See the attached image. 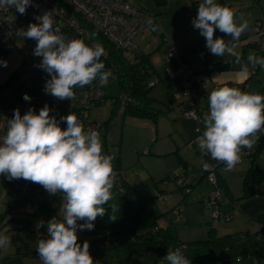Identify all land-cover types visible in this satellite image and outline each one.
I'll list each match as a JSON object with an SVG mask.
<instances>
[{"label":"clouds","instance_id":"9594fccd","mask_svg":"<svg viewBox=\"0 0 264 264\" xmlns=\"http://www.w3.org/2000/svg\"><path fill=\"white\" fill-rule=\"evenodd\" d=\"M32 6V0H0V8H15L21 14ZM36 23L18 34L36 41L33 54L40 57L39 68L49 74L44 91L59 100H73L76 87L83 88L99 79L106 86L113 77L100 60L104 48L88 45L81 39H66L60 28H54L53 12L37 16ZM237 23L236 13L216 0H203L197 8L192 25L206 40V48L218 57H234L241 64L236 51L241 35L249 28L243 16ZM219 30L230 41L216 37ZM257 66L264 68V57L247 56L241 64L243 75ZM6 67V61H0ZM23 99L31 97L25 93ZM209 111L203 115V133L197 137L202 154L222 162L225 171L232 170L241 161L242 149H252L257 133L264 129V95L248 93L235 87H220L210 92ZM48 105L37 113L30 108L21 115L16 109L7 120L6 132L0 136V175L9 181L24 179L41 185L49 194L62 193L63 217L47 221L46 238L37 241V255L42 264H98L90 254V244L79 242L78 230H94V221L104 217L103 207L112 199L116 173L113 157L103 152L100 133L85 130L77 116L70 112L60 117L66 123L62 128ZM207 170L210 165L201 160ZM112 211H116L113 206ZM115 220V216L110 217ZM78 221H83L79 223ZM43 221L36 224L39 229ZM10 243L7 235H0V248ZM166 264H191L181 248H169L164 256Z\"/></svg>","mask_w":264,"mask_h":264},{"label":"rangeland","instance_id":"374dc122","mask_svg":"<svg viewBox=\"0 0 264 264\" xmlns=\"http://www.w3.org/2000/svg\"><path fill=\"white\" fill-rule=\"evenodd\" d=\"M216 2L232 10H241L239 15L242 16L247 12H251L252 6H255V1L253 0H216ZM261 6H264V4H261ZM14 43L22 52L28 53L27 42L16 40ZM153 63L152 69L154 73L151 80L157 77L160 78V81L152 85L149 90V96L153 98V106L160 111L156 122L153 123L152 120L145 122L143 119L127 115H118L106 122L110 115L112 99L115 97L119 98L120 93L118 82L114 78H110L108 84L102 87L105 89L106 96L102 99L101 104L95 106L88 113L92 120H97L105 125L106 131L100 133V138L104 154L113 157L114 171L126 177L127 182L136 188L140 194L139 196L145 200L147 209L153 216H158V224L161 226L171 225L180 241L185 243L204 240L208 238V222L200 219V217L205 214L203 206L208 195L203 200V196L200 194L202 190H199V188L202 183L205 187L209 185L210 192L212 186L207 182L205 176L203 181L198 182L196 174H200V162L187 164L183 159L179 158L184 157L187 152L185 146L188 144V142H185L184 136H182L187 131V123L180 121L181 115L183 116L184 113L181 110V115L178 114L180 111L177 105L180 100L175 97L177 93H180L181 86L178 84L179 90H175L170 85L172 79L167 78L164 73L166 61L165 63L160 61L159 55H157ZM260 81L264 83L262 82L264 80L261 79ZM77 89H80V87ZM12 90V86H0V100L8 105L15 103L16 95ZM259 94L264 95V87H261ZM64 101L61 100V104ZM67 102V106L72 104L71 100ZM171 117L179 121L175 129L179 128L180 130H177L182 133L181 135L174 134V127L172 128L173 125L171 126L169 122ZM192 150L196 151V149ZM195 157L198 161H201V159L203 160L202 157L205 156L199 154ZM181 177L185 178L184 182L189 184L188 186L181 183ZM111 191L112 199L106 204L116 207L119 198L114 188ZM158 193L164 196L163 200L157 199L156 195ZM62 195L59 199L58 208L53 211L54 216L38 211L36 212L38 215L35 216L36 222H32L34 216L28 215L29 207L36 208L43 204L46 193H42L38 198L25 196L26 198L22 199L24 195L21 196L20 193H16L12 197L0 186V235H7L9 239L17 240L18 244H16L19 245L18 247L21 250L30 251L29 249L32 247L36 249L37 241L39 240L38 235L35 233L36 224L41 221L45 222L44 226L39 229L47 233V221L53 217L58 220L62 219ZM8 205H10L12 210L6 212L5 208ZM205 208L207 210H205L206 214L209 212V218H211V211L206 206ZM16 214H22L30 218L31 221L15 222L13 216H16ZM212 222L216 223L217 221L212 220ZM222 222L224 221H219V223ZM17 228H20L21 235H16L18 232ZM77 234L78 238L83 236L79 232ZM26 242L28 245L21 246ZM95 253V258L100 264H116L115 253L112 249L105 250L100 248L95 250Z\"/></svg>","mask_w":264,"mask_h":264},{"label":"built area","instance_id":"2783aa9c","mask_svg":"<svg viewBox=\"0 0 264 264\" xmlns=\"http://www.w3.org/2000/svg\"><path fill=\"white\" fill-rule=\"evenodd\" d=\"M46 11L53 12L54 28L58 26L60 33L66 39H81L88 45H101L105 50L104 55L101 56L103 58L108 55V49L104 42L113 45L116 49L130 53L136 48L134 37L141 34L146 28L152 27L154 23V17L150 13L135 6L129 0H32V6L26 9L24 15L19 14L15 8H0V43L8 48L13 46L16 40L27 42L28 53H23L24 60L17 78H15V85L28 87L26 93L31 97L29 101H26L23 99V95L19 103L15 102L9 105L0 101V136L6 132L7 120L13 117L16 109L20 111L21 115L30 108L38 113L45 105L49 106L50 115L56 117L60 126L66 128V123L60 120L63 114H58L54 108L55 103L61 104V100L46 94L44 91L46 81L50 79V76L38 67L41 58L33 54L36 41L18 34L19 29H27L30 23L37 22L35 19L37 16ZM96 35L98 37H95ZM257 56H264V42L259 44ZM164 61H166L164 72L166 77L178 79L181 86L180 93L175 96L180 100V109L194 124V137L186 146L189 149H196L198 154L204 155L200 152L197 142V137L202 134L203 115L209 111L201 96L204 89V75L193 71L188 61L175 48L171 47L168 50ZM158 81H160L159 77L149 81L148 86L155 85ZM77 88L74 89L75 96L71 100L72 104L67 106V101L70 100L65 99L63 109L68 110L66 114L73 112L85 130H96L99 133H104L106 131L104 123L92 120L88 112L105 98V89L100 86L99 79L83 88ZM119 100L122 104L124 103L123 98H119ZM253 153L254 150L245 151L241 155V160L242 157L251 156ZM206 162L210 167L207 170L204 168L202 170L212 189L208 192L204 206L211 211L213 221H228L234 216L236 209L233 205L230 210L224 211L220 206L223 200H228L223 193L218 174L220 167L224 164L213 159L206 160ZM115 173V190L123 194L124 176L118 172ZM7 181L9 180L5 176L0 175V186ZM180 181L185 186L189 185L184 182V177H181ZM16 189L20 194L30 197H39L45 192L46 197L43 204L51 214L59 206L61 193L51 195L37 183L21 179ZM156 197L159 200L164 199L161 193H158ZM29 210L30 213L34 212L33 208ZM79 223H83V221H78ZM154 229H157V226ZM78 232L82 231L78 230ZM38 234L39 237L46 235L42 230H38ZM237 259L242 262L241 257Z\"/></svg>","mask_w":264,"mask_h":264},{"label":"crops","instance_id":"0c3cea01","mask_svg":"<svg viewBox=\"0 0 264 264\" xmlns=\"http://www.w3.org/2000/svg\"><path fill=\"white\" fill-rule=\"evenodd\" d=\"M135 6L147 11L154 17V23L156 29L152 27L146 28L141 34H138L135 38L136 48L134 51L128 53L130 57L138 56L141 53L149 54V59L151 65L154 64L153 61L156 60L157 55H159V60L165 63V57L168 50L172 47L178 51L185 60L188 61L191 69L195 72H200L204 75V89L202 91V101L206 104L209 109L208 97L212 90L220 88V86L235 87L242 91L248 93H260L261 87H264V83H261V79L264 80V68L257 66L256 68H251L249 65V72L245 76L241 71V64H247V56L251 54L257 55L258 47L261 42H264V0H253L255 1V6H252V11L247 12L243 15V19L248 21L249 28L241 35L238 42V47L236 51L241 54V64L234 62V57H218L210 53L206 48V40L200 34L198 29H195L192 25V19L197 16V8L202 0H166L165 4L159 5L155 0H129ZM261 2V3H260ZM236 13L237 23L242 22L239 18L241 10H233ZM216 37H222L225 41H230L232 38L230 36H225L218 29L215 31ZM17 46V45H16ZM15 44L8 48H5L2 43H0V61H6L7 66H0V86H3L10 75L22 65L24 60V52ZM4 47V48H2ZM157 54V55H156ZM264 57V56H262ZM233 59L228 68L217 69L207 71V62H220L225 60ZM153 67V65H152ZM171 84L175 90H179V81L176 78H169ZM264 82V81H262ZM2 101V100H0ZM4 104V101H2ZM101 104V102H100ZM179 109V115H181L180 103L177 105ZM181 120L187 123V131L185 135L179 133V128L175 129L179 121L171 117L169 122L174 134L184 136L185 142H189L194 137V124L184 115H181ZM137 118V117H136ZM158 118V117H157ZM156 118V120H157ZM147 122L151 119L140 118ZM153 121L154 122H156ZM202 132L205 130L203 125V120L201 123ZM264 134V129H262L257 135ZM259 140L257 139L254 147L252 149H242L241 155L247 150H256ZM186 145V144H185ZM184 145V146H185ZM186 153L184 157H179L183 159L187 164L200 162V174H196V178L199 181L204 180V171L202 170L201 161H198L195 156H198V152L189 149L185 146ZM203 161L211 160L210 155H204ZM240 163H238L232 170L225 171V165L219 169V180L223 187V193L228 200H223L221 203V209L224 211L230 210V208L235 207L236 213L229 221H224L219 223V221L212 222L209 212L206 214L205 206L204 213L200 219H204L208 222L207 228L214 230L216 235H224L230 233H241L247 234L255 232L259 229V215L264 213V180L257 183L254 187L252 196L243 198V178L249 167H257L258 169L264 170V148L256 154L255 156H244ZM202 160V159H201ZM126 181L127 178L125 177ZM6 192L4 185L1 186ZM199 190H202L200 194L203 196V200L207 197V193L210 190V186L205 187L202 183ZM192 192V191H191ZM8 194V193H7ZM62 195V193H61ZM22 196V194H21ZM25 196H22V199ZM38 198V197H32ZM195 198V197H193ZM42 206V204L40 205ZM29 207L37 209L40 207ZM6 209V208H5ZM43 212V211H41ZM28 215H33L34 219L32 222H36L35 216L38 214L30 213ZM15 222H30L31 219L23 216L22 214H16L13 216ZM167 226V225H166ZM18 234H22L17 228ZM38 230L35 233L38 235ZM16 237V236H15ZM10 243L6 248H0V264H42L39 256L37 255L36 249H26L21 250L17 245L18 241L9 239ZM17 243V244H16ZM31 243V242H30ZM33 243V242H32ZM16 244V245H15ZM28 245V243H23V245Z\"/></svg>","mask_w":264,"mask_h":264},{"label":"trees","instance_id":"16d2710c","mask_svg":"<svg viewBox=\"0 0 264 264\" xmlns=\"http://www.w3.org/2000/svg\"><path fill=\"white\" fill-rule=\"evenodd\" d=\"M155 2L162 5L166 0H155ZM152 26L156 29L154 25ZM104 44L108 49V55L105 58L101 57L100 60L104 63L105 70L112 71L114 79L118 82L119 98L124 99L123 104L118 97L112 99L110 115L106 122L118 115L155 121L160 111L155 109L153 98L149 96L152 86H148V82L154 73L149 62V54L141 53L130 57L123 50L116 49L105 42ZM232 60L207 62L206 70L216 71L228 68ZM20 66L4 84L12 86V92L16 95V103L21 101L22 96L28 90V87L14 84ZM54 108L58 114H63L61 117L67 115L68 110L63 109V104L55 103ZM257 136L259 142L251 156H255L264 148V134ZM262 180H264V170L249 167L243 178L242 197L252 196L255 185ZM20 181L21 179H15L5 182L3 185L6 193L12 197L19 193L16 188ZM122 185L124 186L123 194L116 191L119 198L116 211H112V205H103L106 214L94 221V230L79 232L83 235L79 238V242L81 244L84 241L89 242V251L94 261H97L95 250L101 248L114 251L116 264H166L164 256L168 249L181 248L184 255L191 260V264H264V213L259 215L261 226L255 232L216 235L214 230L210 229L208 238L185 243L180 241L171 225L158 224V216L151 214L146 207L145 200L139 196L136 188L130 185L125 177ZM10 210L12 208L8 205L5 211ZM38 210L46 215H55L49 213L44 204ZM36 212L37 209H34L33 214ZM112 216H115V220L110 218ZM155 226L157 229H154ZM45 234V236H40L41 239L46 238L47 233ZM238 257H241L242 262L238 261Z\"/></svg>","mask_w":264,"mask_h":264}]
</instances>
